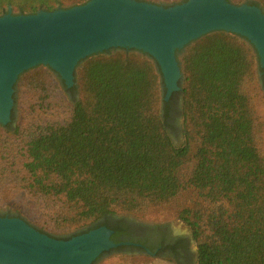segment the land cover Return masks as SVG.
<instances>
[{
  "label": "trees",
  "instance_id": "trees-1",
  "mask_svg": "<svg viewBox=\"0 0 264 264\" xmlns=\"http://www.w3.org/2000/svg\"><path fill=\"white\" fill-rule=\"evenodd\" d=\"M86 1L0 0V15L7 7L29 14ZM254 53L246 39L225 31L188 45L182 57L186 142L180 146L167 129L171 98L160 112L161 73L154 59L128 49L88 56L77 67L79 97L69 120L38 127L23 143L26 186L62 198L72 229L166 204L192 187L214 204L204 217L180 213L197 241L196 264H264V115L258 105L264 102V75L258 82ZM50 71L40 64L19 81L45 94ZM0 132L20 134L10 124H0ZM192 139L198 146L182 178ZM5 141L0 139V157Z\"/></svg>",
  "mask_w": 264,
  "mask_h": 264
},
{
  "label": "water",
  "instance_id": "water-1",
  "mask_svg": "<svg viewBox=\"0 0 264 264\" xmlns=\"http://www.w3.org/2000/svg\"><path fill=\"white\" fill-rule=\"evenodd\" d=\"M213 31L240 35L254 48L264 73V12L228 0L164 5L142 0H88L68 8L0 15V124L11 120L14 85L42 64L67 87L78 64L108 49L135 50L157 64L168 100L180 77L177 50ZM98 227L68 239L53 237L23 218L0 215V264H92L116 244ZM149 254L150 252L147 251Z\"/></svg>",
  "mask_w": 264,
  "mask_h": 264
},
{
  "label": "rangeland",
  "instance_id": "rangeland-1",
  "mask_svg": "<svg viewBox=\"0 0 264 264\" xmlns=\"http://www.w3.org/2000/svg\"><path fill=\"white\" fill-rule=\"evenodd\" d=\"M142 1L160 3L164 5L181 3V0ZM245 1L246 0H232L231 2L235 4H242L245 3ZM6 12L7 8L5 9L4 13ZM12 12L15 13L13 10ZM188 45L177 52V60L180 65L181 75L176 82L178 90L173 91L169 97V99L171 98V102L170 113L167 120V129L170 138L177 146H180L186 142V137L182 129V89L184 85L182 57L185 54ZM119 50L120 49L113 48L106 51L109 53H115ZM254 55L255 77L258 82H261V70L258 63V57L256 53H254ZM77 67L74 72V84L71 87H67L64 81L61 80L59 76L51 70V78H49L50 87L48 92L45 94L39 93L38 91L27 87L25 84H22L18 78L14 85L13 107L10 115L11 120L7 124H10L13 128H18L20 134L18 136H10L0 132V139L6 140L4 144V147H6L5 154L0 157V176H2L0 179V213H10L12 216L21 217L36 229L42 228L44 230L43 233L59 236V238L86 232L84 229L87 228L84 227L72 229L73 227L71 224L67 222V219L71 215V209L64 203L62 198H49L33 192L26 186L28 180L26 176L27 174L22 168V161L25 158L22 146L28 135L35 131L38 127H43L48 124H62L69 120L71 116L72 104L79 97V88L77 87ZM165 92L166 88L161 75L159 78L161 113L163 112V102L169 100L164 99ZM42 95H44V98H41ZM258 105L261 114L264 115V102L259 100ZM262 139L264 145V132ZM197 146V139L190 140V152L186 157V160L180 171L182 178H186L189 174L194 161L192 154L194 153ZM213 207L214 204L200 197L195 189L192 187H186L166 204L150 206L137 213H119L115 215H127L136 221L144 223L165 224L171 228L174 234L185 235L189 237L191 240V248L193 251H195L197 241L193 237L192 230L180 217V213L187 209L189 210V218L194 219L193 214L198 213L204 217L206 213H208V211ZM208 236L209 232L205 227L204 237ZM92 264L176 263L148 254L118 253L113 251L108 254H103L101 257L99 256Z\"/></svg>",
  "mask_w": 264,
  "mask_h": 264
},
{
  "label": "flooded vegetation",
  "instance_id": "flooded-vegetation-1",
  "mask_svg": "<svg viewBox=\"0 0 264 264\" xmlns=\"http://www.w3.org/2000/svg\"><path fill=\"white\" fill-rule=\"evenodd\" d=\"M245 3L256 5L251 0H246ZM256 6L264 12V5L258 4ZM262 74L264 75V73L261 72V77ZM0 215L12 216L10 213H0ZM102 226L110 230L109 240L116 246L103 252L100 257L113 251L130 254H148L147 251H149L148 255L167 259L176 264L196 263V250H192L189 237L174 234L171 228L165 224L144 223L127 215L110 214L99 219L90 229H84V231ZM51 236L59 238V236ZM70 237L63 236L60 238L68 239Z\"/></svg>",
  "mask_w": 264,
  "mask_h": 264
}]
</instances>
